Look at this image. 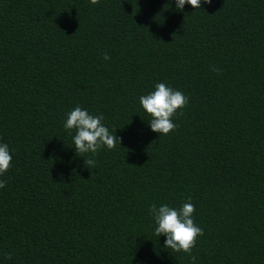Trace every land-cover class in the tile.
Wrapping results in <instances>:
<instances>
[{
	"label": "trees",
	"instance_id": "trees-1",
	"mask_svg": "<svg viewBox=\"0 0 264 264\" xmlns=\"http://www.w3.org/2000/svg\"><path fill=\"white\" fill-rule=\"evenodd\" d=\"M158 82L188 97L167 135ZM76 106L121 145L77 155ZM0 142V264H264V0H0ZM188 197L194 261L149 213Z\"/></svg>",
	"mask_w": 264,
	"mask_h": 264
},
{
	"label": "clouds",
	"instance_id": "clouds-1",
	"mask_svg": "<svg viewBox=\"0 0 264 264\" xmlns=\"http://www.w3.org/2000/svg\"><path fill=\"white\" fill-rule=\"evenodd\" d=\"M99 2L100 0H90L92 5ZM203 2L211 3V0H203ZM185 4L191 5L193 9L201 8V0H175L176 10L182 11ZM103 58L109 60L110 56L104 53ZM213 70L218 74L220 72V69ZM139 104L151 117L148 121L151 130L159 135H167L177 127L173 117L179 109H183L188 104V97L181 90L174 89L164 82H158L153 91L139 97ZM103 120V114L93 115L80 106H76L67 114L64 128L69 131L75 129L72 140L77 155L95 154L101 147L114 149L117 142L121 145L120 138L115 135V129L110 131ZM11 161L12 155L8 144L0 142V176L12 166ZM84 165L89 169L95 168L96 161L93 158L84 159ZM6 183L7 181L0 179V188H4ZM195 211L191 197H188V202L183 203L179 208L171 207L166 203L159 206L153 203L149 207L155 225L154 234L157 237L165 236L163 247L175 252L187 253L193 261L195 257L191 255L192 249L196 245L197 238L203 235V229L194 222Z\"/></svg>",
	"mask_w": 264,
	"mask_h": 264
}]
</instances>
